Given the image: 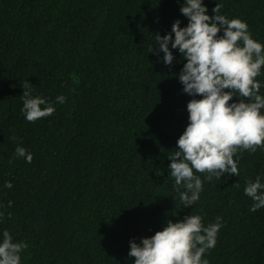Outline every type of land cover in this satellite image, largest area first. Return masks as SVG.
<instances>
[{"label":"trees","instance_id":"trees-1","mask_svg":"<svg viewBox=\"0 0 264 264\" xmlns=\"http://www.w3.org/2000/svg\"><path fill=\"white\" fill-rule=\"evenodd\" d=\"M217 2L264 43V0ZM182 3L0 0V232L28 244L21 264H133L130 240L189 214L204 225L221 217L208 264H264V207L249 211L243 191L257 175L264 182V147L234 154L238 176L195 173L203 191L193 206L168 175L192 97L178 79L186 62L178 50L168 65L149 49L176 19L187 24ZM203 3L212 15L216 0ZM255 79L264 94V67ZM24 81L33 95L63 94L65 103L25 120ZM18 144L31 163L14 155Z\"/></svg>","mask_w":264,"mask_h":264},{"label":"clouds","instance_id":"clouds-1","mask_svg":"<svg viewBox=\"0 0 264 264\" xmlns=\"http://www.w3.org/2000/svg\"><path fill=\"white\" fill-rule=\"evenodd\" d=\"M221 7L216 0L209 15L203 0H183L180 12L187 24L181 26L176 19L171 32L155 35L158 47L152 44L149 49L157 55L162 52L168 65L174 59L172 49L186 61L178 79L183 91L192 97L186 104L188 123L176 141V151L168 156V175L174 178L178 191L183 188L179 199L185 207L193 206L203 191L201 177L195 173H207L205 180L220 179L224 173L238 176L239 156L234 159V154L264 147V94L260 93L261 82L255 79L264 67V43L253 38L246 21L221 14ZM30 85V81L21 83L25 120L51 116L56 103H65L63 94L54 102L33 95ZM233 96L238 100H232ZM14 155L27 163L33 158L20 144ZM4 187L11 188L12 183L5 181ZM243 191L252 200L249 211L264 207V182L259 175L247 180ZM221 226L219 216L207 225L200 214L168 220L153 235L141 237L139 243L130 240L128 256L135 258L133 264H208L203 254L215 247ZM27 247L25 241L14 240L4 229L0 232V264H21V252Z\"/></svg>","mask_w":264,"mask_h":264}]
</instances>
